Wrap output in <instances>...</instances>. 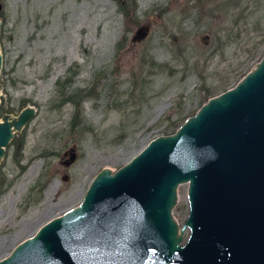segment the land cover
<instances>
[{
  "label": "rangeland",
  "instance_id": "1",
  "mask_svg": "<svg viewBox=\"0 0 264 264\" xmlns=\"http://www.w3.org/2000/svg\"><path fill=\"white\" fill-rule=\"evenodd\" d=\"M263 49L264 0H0V117L34 108L0 159V257ZM57 80L72 98L59 106ZM187 209L179 184L178 223Z\"/></svg>",
  "mask_w": 264,
  "mask_h": 264
},
{
  "label": "water",
  "instance_id": "2",
  "mask_svg": "<svg viewBox=\"0 0 264 264\" xmlns=\"http://www.w3.org/2000/svg\"><path fill=\"white\" fill-rule=\"evenodd\" d=\"M145 33L140 26L133 38ZM33 113L24 106L1 115L0 159ZM179 184L188 205L180 223L172 214ZM0 264H264V50L172 132L114 170L101 167L77 204L39 224Z\"/></svg>",
  "mask_w": 264,
  "mask_h": 264
},
{
  "label": "trees",
  "instance_id": "3",
  "mask_svg": "<svg viewBox=\"0 0 264 264\" xmlns=\"http://www.w3.org/2000/svg\"><path fill=\"white\" fill-rule=\"evenodd\" d=\"M119 10H122V8L120 7ZM122 12H124V14H125V11H122ZM262 51H261V53H262ZM261 53L259 54V56L261 55ZM57 83H58L59 86H61V89H59V91H58L59 93H58V97H57L58 98L57 105L59 106L60 104H62L66 100H72V98H69V95L68 94H65V92L63 91V86L66 85L65 82H62V80L61 81L60 80H57ZM204 99H206V98H204ZM77 103H78V101L76 102V105H77Z\"/></svg>",
  "mask_w": 264,
  "mask_h": 264
}]
</instances>
